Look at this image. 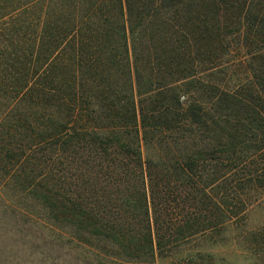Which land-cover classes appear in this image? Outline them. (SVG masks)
I'll use <instances>...</instances> for the list:
<instances>
[{
	"label": "trees",
	"instance_id": "obj_1",
	"mask_svg": "<svg viewBox=\"0 0 264 264\" xmlns=\"http://www.w3.org/2000/svg\"><path fill=\"white\" fill-rule=\"evenodd\" d=\"M0 191L98 264L222 236L264 192V0H0Z\"/></svg>",
	"mask_w": 264,
	"mask_h": 264
},
{
	"label": "rangeland",
	"instance_id": "obj_2",
	"mask_svg": "<svg viewBox=\"0 0 264 264\" xmlns=\"http://www.w3.org/2000/svg\"><path fill=\"white\" fill-rule=\"evenodd\" d=\"M2 202L25 211L7 192L0 191V264H98L80 248H72L70 251L63 248L62 245L68 238L51 227L48 221L34 218L37 220L33 221L34 232H38L39 236L36 240L29 239L24 234L22 219L11 221V210L2 206ZM259 239L264 240V192L249 206L245 218L228 224L223 235L217 239L193 237L167 256L156 257L151 263H117L189 264L186 259L192 258L193 262L190 264H254L261 257V250L254 246Z\"/></svg>",
	"mask_w": 264,
	"mask_h": 264
}]
</instances>
